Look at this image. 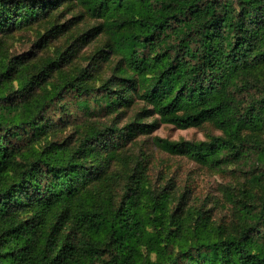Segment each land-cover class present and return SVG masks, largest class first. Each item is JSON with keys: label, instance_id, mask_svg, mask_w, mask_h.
<instances>
[{"label": "trees", "instance_id": "1", "mask_svg": "<svg viewBox=\"0 0 264 264\" xmlns=\"http://www.w3.org/2000/svg\"><path fill=\"white\" fill-rule=\"evenodd\" d=\"M39 1L0 0V29L38 16ZM78 2L124 27L112 31L114 50L124 53L162 123H212L225 133L199 143L158 139L161 148L211 168L252 156L264 166V0ZM27 67L17 57L0 64V264H264L263 200L262 207L242 203L244 222L226 234L180 205L172 212L170 194L141 178L116 208L92 194L87 185L106 180V160L124 131H90L75 149L68 141L37 148L53 126L48 111L62 107L65 89L89 114V97L108 114L130 98L85 86L86 70L32 97L47 72ZM253 180L264 187V167Z\"/></svg>", "mask_w": 264, "mask_h": 264}, {"label": "rangeland", "instance_id": "2", "mask_svg": "<svg viewBox=\"0 0 264 264\" xmlns=\"http://www.w3.org/2000/svg\"><path fill=\"white\" fill-rule=\"evenodd\" d=\"M39 2L43 11L31 16L28 23L0 29V64L17 57L26 60L27 73L47 72L44 87L34 88L32 97L56 86L62 87L68 80H78L86 70L82 80L85 86L104 90L105 85L130 99L119 105L115 113L108 114L100 112L99 103L89 97V114L76 107L79 94L65 89L64 100L59 105L62 107L48 111L53 126L37 148L68 141L75 149L88 132L115 126L124 131V137L122 145L115 149L116 156L106 160V180L91 181L87 185L92 194L96 197L102 194L115 208L123 203L134 177L141 178L158 193H169L173 199L172 212L180 205L184 213L191 212V217L199 215L211 228L226 234L234 232L235 227L244 222L240 217L242 203H257L262 207L264 187L256 184L253 176L264 166L255 156L211 168L158 145V139L210 142L224 137L225 133L212 123L180 129L161 122L153 105L143 98L145 89L128 70L124 53L114 50L116 40L112 31L124 27L91 13L78 0Z\"/></svg>", "mask_w": 264, "mask_h": 264}]
</instances>
